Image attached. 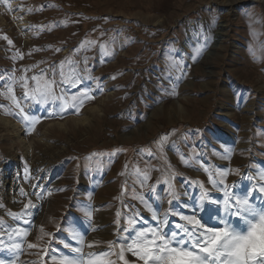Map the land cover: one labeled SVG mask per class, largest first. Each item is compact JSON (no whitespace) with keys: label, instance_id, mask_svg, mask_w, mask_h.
<instances>
[{"label":"rangeland","instance_id":"1","mask_svg":"<svg viewBox=\"0 0 264 264\" xmlns=\"http://www.w3.org/2000/svg\"><path fill=\"white\" fill-rule=\"evenodd\" d=\"M0 17V75L13 77L15 85L52 66L59 81L61 65L65 74L76 69L92 77L81 87L91 88L93 99L78 112L49 117L36 106L30 114L39 121L30 125L0 82V239L8 242L11 235L22 244L19 264L76 255L60 243H73L71 229L83 234L85 258L110 251V241L118 252L134 235L122 230L134 213L140 214L136 229L155 225L147 206L191 214L168 204L163 181L172 177L175 189L188 193L180 203L194 205L201 193L189 181L203 182L222 200L201 163L213 174L228 170L226 183H235L238 195L264 183V0H0ZM218 23L223 30L214 38ZM204 35L207 50L194 60ZM145 171L150 179L142 185ZM158 179L159 198L148 187ZM257 198L264 199L258 191L252 202L259 207ZM29 202L36 207L25 210ZM222 208L205 203L197 214L208 226H223L211 219L224 215ZM85 211H92L91 221ZM168 219V233L182 223ZM228 221L247 230L238 217ZM15 229L28 234L15 235ZM30 243L36 247L29 249ZM0 259L8 264L15 257L0 250ZM106 259L121 264L114 255Z\"/></svg>","mask_w":264,"mask_h":264},{"label":"snow or ice","instance_id":"2","mask_svg":"<svg viewBox=\"0 0 264 264\" xmlns=\"http://www.w3.org/2000/svg\"><path fill=\"white\" fill-rule=\"evenodd\" d=\"M5 3L8 0H4ZM7 39V37H5ZM209 37L204 35L202 42L195 48L193 59H198L206 50ZM9 44L12 41H8ZM104 45H100L104 49ZM87 69H85L86 71ZM51 75H48V72ZM56 68L52 66L49 70L41 69V72L31 77L22 76L19 85H15L13 77H4L0 75V82H4L7 99H10L16 109H18L19 118L26 124H34L39 121V117L30 114V110L36 106L46 111L49 117L62 116L69 108L79 111L85 101L93 99L91 88H82L84 80H91V76H82L80 72L73 69L65 74L63 65H61L60 80H56ZM183 75V73L181 74ZM115 78V77H113ZM21 89L20 95L15 94V87ZM68 89H76V92L70 93ZM102 91L103 89L98 88ZM151 155V153H149ZM182 163L187 165V160L181 156ZM204 172L208 174V184L221 194L222 200L215 199L211 192L205 188L203 182L189 181L192 184H198L201 193L194 205L187 202L180 203L181 195L187 196L188 193L178 192L174 187V179L163 181L166 185L165 193L168 197V204L174 201L180 204L181 208L189 209L191 214H185L169 207L162 214L151 206H147V210L151 213V219L155 221V225L136 229V216L140 214L134 213L133 217L127 220V227L123 228V232L129 230L134 232L130 239V243L121 244L120 250L114 251L115 241L108 242L110 251H102L99 253L89 252L87 258L83 254V246L85 244L83 234L77 229L69 230V237L73 243L60 241L65 249L76 255L61 254L59 259L53 254L51 260L53 264H116L115 261L106 259L110 256L118 257L121 264H264V199H259L260 206L252 202L256 197V192L264 197V183L253 184L244 195H238L234 192L236 184L229 186L226 178L229 175L228 170L218 169L213 174L203 163L200 164ZM158 171V169H156ZM27 171V169H26ZM237 175L243 174L237 172ZM216 177H219L217 179ZM150 179L147 171L143 173L141 184L144 185ZM249 181L253 177H247ZM259 181H264V173L259 176ZM161 183L158 179L156 184L149 185V191L159 198L157 187ZM38 187V185L33 186ZM23 191V190H22ZM39 198V194H37ZM135 198V197H133ZM144 201L143 196L140 198ZM162 200V198H160ZM205 203L220 205L224 215L212 216L213 221H218L223 226H208L202 222V217L198 216V212L204 210ZM146 204V202H145ZM2 207V205H0ZM36 207L31 202L24 205V209ZM24 213H21L22 217ZM85 217L91 221L93 218L92 211H85ZM117 234L121 229V214L116 213ZM169 216H174L178 221L174 227L176 230L170 233L165 232V228L169 223ZM238 217L247 224V230L241 232L235 229L228 221V217ZM17 217H14V219ZM24 223H28L27 220ZM97 229H93L96 231ZM15 235L26 236L27 230L15 229ZM89 248L96 245L89 243ZM36 245L28 244V248H34ZM0 250L13 253L15 259L10 260L8 264H19L16 253L22 252V244L11 239L6 242L0 239ZM127 254L135 257L134 261L128 260ZM0 264L5 261L0 259Z\"/></svg>","mask_w":264,"mask_h":264},{"label":"bare ground","instance_id":"3","mask_svg":"<svg viewBox=\"0 0 264 264\" xmlns=\"http://www.w3.org/2000/svg\"><path fill=\"white\" fill-rule=\"evenodd\" d=\"M4 23V20H2L1 19V17H0V27L2 26L1 24H3ZM222 24V23H221ZM220 23H218V26H217V30H216V32H214V34H213V37L215 38V37H217L219 34H220V32H222V25H221ZM18 28L23 32V34H27L28 33V31H27V29L24 27V24L22 23V22H20L18 25ZM198 29H200V26H198ZM218 38H219V36H218ZM190 43H191V34H189L188 35V37H187V39H186V41H185V44H183L184 45V48H188V46L190 45ZM87 119H85V120H83V122H85ZM4 122L5 123H7V124H9V121H6V120H4ZM12 128H16V125H13L12 126ZM24 140V139H23ZM30 145V144H29ZM30 147H32V146H30ZM34 148V147H33ZM33 149L32 148H30V152L32 151ZM107 181V180H106ZM86 201V200H85ZM102 222V221H101ZM106 222V221H105ZM104 223V222H103ZM102 223V224H103ZM105 224V223H104ZM103 224V225H104ZM102 226V225H101ZM103 227V226H102ZM105 228V227H104ZM107 230H108V228H107ZM112 230V229H111ZM100 231H102V230H100ZM99 231V232H100ZM94 232V231H93ZM102 232H104V231H102ZM108 232V231H107ZM113 232V231H112ZM95 233V232H94ZM93 233V234H94ZM97 233V232H96ZM101 234V233H100ZM111 234V233H110ZM101 235H103V234H101ZM95 236V235H94ZM99 237H101L100 235H99ZM102 237H105V236H102ZM92 238V237H91ZM91 238H90V240H91ZM73 254V253H72Z\"/></svg>","mask_w":264,"mask_h":264}]
</instances>
